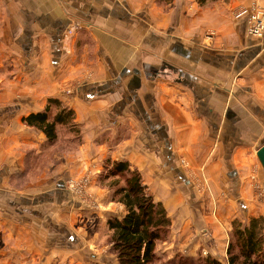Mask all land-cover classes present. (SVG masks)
<instances>
[{"label": "crops", "instance_id": "1", "mask_svg": "<svg viewBox=\"0 0 264 264\" xmlns=\"http://www.w3.org/2000/svg\"><path fill=\"white\" fill-rule=\"evenodd\" d=\"M251 4L0 0V264H118L101 231L125 210L66 188L109 155L170 222L155 264L223 263L233 222L264 218V38L235 18ZM50 100L74 114V152L47 155L25 121Z\"/></svg>", "mask_w": 264, "mask_h": 264}, {"label": "trees", "instance_id": "2", "mask_svg": "<svg viewBox=\"0 0 264 264\" xmlns=\"http://www.w3.org/2000/svg\"><path fill=\"white\" fill-rule=\"evenodd\" d=\"M194 1L201 8H208L225 0ZM25 121L41 131L50 143L57 139L58 128H64L69 134L75 132L76 147L80 144V130L74 122L73 112L57 100H50L42 113L31 115ZM111 164L106 176L114 182L109 188H116L113 198L125 210L120 220L108 221L112 251L118 264H155L156 247L168 239L170 222L162 205L156 203L142 185L137 170L127 162ZM228 234L226 264H264V218L252 219L248 224L235 221ZM181 259L180 264H221L209 258ZM172 262L179 264L177 259Z\"/></svg>", "mask_w": 264, "mask_h": 264}, {"label": "rangeland", "instance_id": "3", "mask_svg": "<svg viewBox=\"0 0 264 264\" xmlns=\"http://www.w3.org/2000/svg\"><path fill=\"white\" fill-rule=\"evenodd\" d=\"M203 8H207V7H203ZM72 133L73 134H69L67 129L58 128L57 139L55 140V142L51 143L52 146L49 152L47 153V155L58 154L60 156L65 153L74 152V150L77 149L79 145L76 147L77 143L74 142L76 138V133L73 131ZM112 162H115V161L111 158V155L107 156L103 160L101 168L98 170L96 174H94V172H91V173L87 172L77 177H74L68 180L67 187H66L68 192L72 194V196L77 202H79L80 204H87L93 210H96L98 208L99 206L98 198L103 196V198L105 199V202L108 203V207L110 211H112L110 213L113 214L110 218L116 216V209L120 211L124 210V207L116 202V198L115 197L113 198V195H112L113 190H115L116 188L114 187L113 190L109 188V185L112 182H114L113 181L114 179H111L110 177L108 178L106 175L108 172V168H110V166L112 165L111 164ZM101 233L104 234V238L106 236V238L104 239L105 243H109L110 242V232L108 231L106 232V230H104V231H101ZM228 241H229V234H228ZM201 258L205 259L206 257L205 258L201 257ZM177 259H178L179 264L183 261L181 257ZM172 263L169 262L167 264H172ZM222 264H226V255L223 258Z\"/></svg>", "mask_w": 264, "mask_h": 264}, {"label": "built area", "instance_id": "4", "mask_svg": "<svg viewBox=\"0 0 264 264\" xmlns=\"http://www.w3.org/2000/svg\"><path fill=\"white\" fill-rule=\"evenodd\" d=\"M235 18H245L248 23V34L254 38H264V6L251 4L235 13Z\"/></svg>", "mask_w": 264, "mask_h": 264}, {"label": "water", "instance_id": "5", "mask_svg": "<svg viewBox=\"0 0 264 264\" xmlns=\"http://www.w3.org/2000/svg\"><path fill=\"white\" fill-rule=\"evenodd\" d=\"M256 159L261 167L264 170V145H262L255 153Z\"/></svg>", "mask_w": 264, "mask_h": 264}]
</instances>
